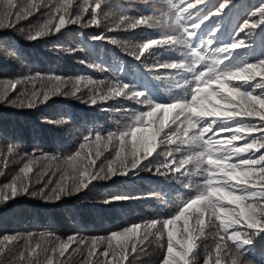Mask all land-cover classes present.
I'll return each instance as SVG.
<instances>
[{"label": "snow or ice", "instance_id": "1", "mask_svg": "<svg viewBox=\"0 0 264 264\" xmlns=\"http://www.w3.org/2000/svg\"><path fill=\"white\" fill-rule=\"evenodd\" d=\"M107 3L108 0H91V3L89 0H0V29L16 28L21 21L42 10H45V19L37 26L30 27L26 35L29 41L55 34L68 24L99 26V17L107 15L103 7ZM144 3H149V0H144ZM200 3L203 0H196V4ZM230 3L231 0L220 3L217 14ZM167 4L169 11L161 12L159 16L155 13L139 16L122 13L108 30L168 27L167 35H162L160 39L149 38L134 45L130 55L140 59L153 47H186L188 51L184 55L188 59L154 65L191 73V79L184 80L183 95H177L172 102L156 103L143 92L120 81L105 83L76 77L70 93L74 97L80 92L82 82L87 81L85 86H93L89 89L92 92L89 99L93 105L123 96L146 105L149 110L134 113L131 123L116 132H108L106 136L101 132L89 131L83 136L78 150L63 157L65 167L61 178L55 181L56 186L47 194L41 188L40 193L42 198L59 201L64 195H73L87 188L93 180L107 179L117 172L128 174L130 170L143 166L142 162L155 154L164 157L157 167L158 174H178L179 178L191 176L195 171L201 177L195 185V195L183 200L182 206L169 218L135 223L121 231H113L106 237L69 236L66 240H60L53 237L52 233L41 234L39 237L29 233L25 249L19 252V264H61L54 259L57 252L63 256L72 243L87 247L89 239L91 244L84 264H131L129 257L137 253L138 247L143 250L142 246L150 236L156 237L164 249L161 264H192L199 240L208 235L209 229L215 230L212 232L213 250L218 253L215 264H221L222 257L224 264H245V246L252 243L253 234L264 232V59L255 63H231L233 53L230 50L247 47L241 40H233L223 47L212 49L211 57L207 56L205 43L201 41L196 44L193 37L197 36V32L189 31L185 25V20L192 18L189 10L195 5L188 3L187 7L177 8L174 0H167ZM86 13L90 14V19L84 24ZM251 16H259L260 20H244L239 31L255 29L264 24V4L255 9ZM164 17H168L166 23ZM207 19L209 16H204L199 23L193 22L191 28L199 29ZM94 39L104 37L101 35ZM110 42L118 43L115 38ZM211 43L209 40L208 44ZM221 53L226 55L221 57ZM209 58L212 63L205 67L202 62ZM226 60L228 64L224 63ZM197 65L204 67V70L197 68ZM44 79L52 87L41 93L35 82ZM29 83L32 84L30 94L27 89ZM64 83L66 81L60 76L45 78L39 73L16 79L0 78V103L34 107L40 102L41 95L46 101L49 92L67 95L60 89ZM20 85H25L23 91H18ZM17 92L15 99H12L10 93ZM209 132H227L231 135L222 140H213L211 135L205 138ZM236 141L244 143L236 146ZM109 145L115 147V158L107 160L106 173L103 164L96 171V161L102 155L101 148L107 150ZM93 146L96 149L94 155L85 151ZM161 146L175 147H168L167 152L158 151ZM175 153L181 154L179 159ZM46 158L59 159L55 156ZM36 159L38 157L34 154L25 153L22 160L26 162L19 168L18 174L0 186V201L28 194L30 173L33 171L30 165ZM30 194L37 195L36 192ZM20 239L16 235H5L0 238V245L12 246ZM33 239L35 246L30 243ZM42 241L51 244L52 255L48 254L49 249ZM5 252L6 248L0 247V254ZM41 253L44 254L43 261L39 258ZM211 256L212 250L207 251L204 264H211Z\"/></svg>", "mask_w": 264, "mask_h": 264}, {"label": "trees", "instance_id": "2", "mask_svg": "<svg viewBox=\"0 0 264 264\" xmlns=\"http://www.w3.org/2000/svg\"><path fill=\"white\" fill-rule=\"evenodd\" d=\"M223 2L224 0H203V3L196 4V0H174L177 8L187 7L188 3L195 5L189 10L192 18L185 20V25L189 31L197 32V36L193 37L196 44L201 41L205 43L207 56L211 57L212 49L223 47L233 40H241L247 47L230 50L233 53L231 63H255L264 59V24L255 29L239 31L244 20H260L259 16L253 17L251 13L264 4V0H231L217 14L219 4ZM103 7L107 15L102 14L99 17V26L68 24L59 32L34 41L27 40L26 35L30 27L43 22L45 10L21 21L16 28L0 29V78L16 79L35 76L36 73L45 78L60 76L66 81L60 85L61 92L68 93L65 95L49 92L46 101L41 95L40 102L34 107L0 103V186L10 182L18 174L19 168L26 162L22 160L25 153L38 157L30 165L33 171L30 173L28 194L0 201V238L5 235L21 237L15 245H0L6 248V252L0 254V264H19V252L25 249L29 233L35 237L52 233L53 237L60 240H66L69 236L106 237L113 231H121L135 223L143 224L151 219L169 218L175 215L183 200L195 195V185L201 177L195 171L191 176L179 178L178 174L160 175L157 167L164 157L154 154L142 162L143 166L130 170L128 174L121 175L117 172L110 178L93 180L87 188L73 195H64L59 201L41 196V188L47 194L56 186L55 181L61 178L65 167L63 157L78 150L83 136L89 131L101 132L106 136L108 132H116L131 123L134 113L149 110L146 105L123 96L93 105L89 99L92 96L89 89L93 86H85L87 81L82 82L80 92L74 97L70 93L76 77L105 83L120 81L143 92L156 103L172 102L177 95H183L184 80L191 79V73L183 69L154 67L188 59L184 55L188 51L186 47H153L140 59L130 55L134 45L149 38L160 39L162 35H167L168 27L108 30L122 13L129 16L155 13L159 16L161 12H168L167 0H149L147 4L144 0H108ZM204 16H209V19L204 20L199 29H192V23H199ZM89 19L90 14L86 13L84 24ZM163 19L166 23L168 17ZM101 35L104 39H94ZM112 38L118 43H111ZM209 40L212 41L210 45ZM219 55L222 57L226 53ZM211 63V58L202 62L205 67ZM224 63L228 64L229 61ZM196 67L204 70L201 65ZM35 85L41 93L52 87L47 79L36 81ZM24 89L25 85H20L18 91ZM27 89L30 94L31 83L27 85ZM17 94L18 92L10 93L12 99ZM209 135L213 140H222L231 133L209 132L205 138ZM243 143L244 141L234 142L236 146ZM168 147L175 146H161L158 151L167 152ZM95 150V146L85 149L92 155ZM101 151L102 155L96 161L95 170L99 171V166L103 164L106 173L107 160L115 158V147L109 145L107 150L101 148ZM180 155L175 153L177 159ZM53 156L59 159L46 158ZM234 160L235 158L233 162ZM31 192H36L37 195L33 196ZM115 197L127 198L114 199ZM214 231L209 229L208 235L200 238L192 264H204L206 252L209 250H212L211 264H215L218 253L213 250ZM245 231L254 232L248 229ZM251 239L252 243L245 246V264H264V232L253 234ZM30 243L35 246V239ZM42 243L48 247V254L52 255L51 244L46 241ZM90 244V239L87 247L72 243L63 256L57 252L54 259L61 264H84ZM142 247L143 250L138 247L137 253L129 257L131 264H161L164 249L160 247L156 237L150 236ZM13 256L16 257L15 261ZM39 258L43 261L44 254L41 253ZM221 264H224L223 257Z\"/></svg>", "mask_w": 264, "mask_h": 264}]
</instances>
